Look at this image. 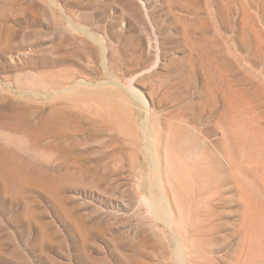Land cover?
<instances>
[{
    "label": "rangeland",
    "instance_id": "374dc122",
    "mask_svg": "<svg viewBox=\"0 0 264 264\" xmlns=\"http://www.w3.org/2000/svg\"><path fill=\"white\" fill-rule=\"evenodd\" d=\"M52 1L0 0V264H264V0Z\"/></svg>",
    "mask_w": 264,
    "mask_h": 264
},
{
    "label": "bare ground",
    "instance_id": "6f19581e",
    "mask_svg": "<svg viewBox=\"0 0 264 264\" xmlns=\"http://www.w3.org/2000/svg\"><path fill=\"white\" fill-rule=\"evenodd\" d=\"M52 1V0H51ZM53 2V1H52ZM88 29V28H87ZM86 31V30H85ZM91 32V31H90ZM88 34V33H87ZM89 35V34H88ZM154 36V35H153ZM91 37H92V34H91ZM95 37V36H94ZM150 46V45H149ZM105 49V48H104ZM104 64H106V59H105V50H104ZM109 73V72H108ZM111 73V72H110ZM110 77H111V75H109ZM112 79H113V77H112ZM132 80V79H131ZM111 81V80H110ZM114 81V80H113ZM135 81V80H134ZM111 84H112V82H110ZM82 85V83L79 81L77 84H74V87H78L79 85ZM115 84V83H114ZM113 84V85H114ZM80 85V86H81ZM116 85V84H115ZM117 85H119V84H117ZM116 85V86H117ZM74 87H73V90H74ZM121 88V87H120ZM124 88V87H123ZM65 89V88H64ZM136 88H134L133 87V85L131 84L130 85V93H131V95H133L137 100H139L140 101V105H142L141 107H140V109L141 110H143V114H144V116H143V120H142V129H143V132H144V136H145V139H146V143H145V156H146V161L148 162V164L150 165V167L152 168V170L156 173V174H158V173H160L161 172V170L163 169V166H162V160H161V158H160V155H159V151H158V149L156 148V145L157 146H159L158 144H156L157 143V137H153V135L152 134H155V131H154V128L152 127V125H151V119H152V116H153V111H152V109H151V107L148 105V103L143 99V96L139 93V92H136V90H135ZM65 91V90H64ZM67 92H70L71 90H66ZM66 93V92H65ZM23 95V94H22ZM48 96H49V94H48ZM145 97V96H144ZM134 99V98H133ZM7 100V99H6ZM5 100V101H6ZM12 100V99H11ZM147 100V99H146ZM56 102H58V101H56ZM60 102V101H59ZM57 104V103H56ZM55 104V105H56ZM65 106V105H64ZM153 106V105H152ZM209 106V105H208ZM1 107V106H0ZM53 107V106H52ZM55 107V106H54ZM60 107V106H59ZM58 107V108H59ZM61 108V107H60ZM18 108H16L15 110H17ZM55 109V112L57 113V114H53V120H52V122H53V124H54V127H56L59 123L58 122H56V120L58 121V120H60V119H58L62 114L61 113H59V111L56 109V107L54 108ZM50 110V109H49ZM140 110V111H141ZM64 111V110H63ZM15 112H17V111H15ZM49 112V111H48ZM54 112V113H55ZM65 113V112H64ZM142 114V115H143ZM67 115V114H66ZM51 116V115H50ZM67 116H69V114L67 115ZM141 116V115H140ZM66 117V116H65ZM81 117V116H80ZM142 117V116H141ZM173 117V116H172ZM176 118V117H175ZM50 119V118H49ZM62 119H63V117H62ZM79 119V118H78ZM77 119V120H78ZM140 120V119H139ZM82 121V120H81ZM94 121V120H93ZM100 122V121H99ZM109 122H111L110 120H109ZM69 123V122H68ZM114 123V122H113ZM116 125V124H115ZM90 126H92L91 124H90ZM113 127H114V125H113ZM116 127V126H115ZM90 128V127H89ZM101 129H103V128H101ZM60 130V129H59ZM106 130V129H105ZM107 131V130H106ZM105 131V132H106ZM62 132V131H61ZM84 132V131H83ZM75 133V132H74ZM58 134V133H57ZM70 134V133H69ZM69 134H66V135H69ZM83 134V133H82ZM74 135V134H73ZM53 136V135H52ZM63 136H64V134H63ZM90 136H91V139H95V138H98V137H96L97 136V134H91L90 133ZM112 136V135H111ZM77 137V136H76ZM107 137H109V136H107ZM114 137V136H113ZM142 137V136H141ZM54 138V137H53ZM57 139L59 138L58 136L56 137ZM70 138H71V136H70ZM70 138H69V140H70ZM75 138V137H74ZM83 138V137H82ZM52 139V138H51ZM79 139V138H78ZM81 139V138H80ZM114 139V138H113ZM119 139V138H118ZM66 140V139H65ZM75 140H77V139H75ZM111 140V139H110ZM77 141H79V140H77ZM76 141V142H77ZM81 141H83V140H81ZM85 141V140H84ZM91 141V140H90ZM96 141H98V140H96ZM109 141V140H108ZM117 141L118 140H116V142H114V143H117ZM120 141V140H119ZM119 141H118V143H119ZM80 142V141H79ZM92 142H94V141H92ZM121 142V141H120ZM69 143V142H68ZM96 143V142H95ZM110 143L112 144V141H110ZM114 143H113V146H114ZM50 144H51V142H50ZM66 145L63 147V144L61 145L58 141H56V142H54V144H52L51 145V153L54 155V157L56 156V158H64V157H66V160H67V162H68V160H69V158H68V156H64L65 154H67L68 152H67V143H65ZM70 144V143H69ZM93 144V143H92ZM108 144V143H107ZM140 145V144H139ZM62 146V147H61ZM78 146L79 145H77V149H79L78 148ZM102 146H103V144H102ZM110 146V145H109ZM66 147V148H65ZM108 147V146H107ZM111 148H112V146H110ZM117 147V146H116ZM115 147V149H117ZM140 147V146H139ZM114 148V147H113ZM64 149H65V151H64ZM77 149H75V150H77ZM104 149V148H103ZM132 149V148H131ZM143 149V148H142ZM91 151V149H88V151ZM96 150V149H95ZM112 150V149H111ZM69 151V150H68ZM71 151V150H70ZM78 151V150H77ZM99 151H100V149H99ZM106 151V150H105ZM108 151H110V150H108ZM134 151V150H133ZM79 152V151H78ZM85 152V150H82V153H84ZM87 152V151H86ZM94 152V151H93ZM120 152V151H119ZM118 152V153H119ZM100 153H105V152H100ZM64 154V155H63ZM81 154V153H80ZM95 155H96V153H94ZM89 155V154H88ZM109 155V154H108ZM117 154H111V155H109V156H106L105 154H104V156H106V158H108V159H113L115 156H116ZM119 156L121 155V154H118ZM118 155H117V157H118ZM69 156H70V152H69ZM86 156V155H85ZM81 157H82V155H81ZM96 157H98V155L96 156ZM88 158V157H87ZM101 158V157H100ZM79 159V162H81V163H84L85 164V166L83 167L82 166V170H80L81 171V175H83V176H85V175H88V167H87V165H86V161L84 160V158H78ZM77 159V160H78ZM94 159V158H93ZM103 159V158H102ZM101 159V160H102ZM122 159V158H121ZM53 160H54V158H53ZM70 160H72V157L70 156ZM75 160V159H74ZM76 160V161H77ZM99 161H101L100 159H98ZM105 160V159H104ZM61 162V161H60ZM65 162V161H64ZM86 162V163H85ZM63 163V162H62ZM72 163H73V161H72ZM65 165V164H64ZM69 165H71V163L69 164ZM79 165V164H78ZM114 167V166H113ZM57 168V167H56ZM76 169V168H75ZM74 173V172H73ZM73 173H71V174H73ZM92 173V172H91ZM95 173V172H94ZM78 174H80V173H78ZM93 175V174H92ZM91 175V176H92ZM95 175V174H94ZM75 176V175H74ZM90 176V175H89ZM90 176V177H91ZM97 176H95V178H96ZM151 178V177H150ZM77 179V178H76ZM83 179V178H82ZM163 179L160 177V176H157V175H155V181H156V183L157 184H159V186H160V188H162L161 187V184H160V182L162 181ZM154 181V182H155ZM154 185H156L155 183H154ZM150 186H152L151 185V182H150ZM144 187V186H143ZM142 187V188H143ZM150 190V189H149ZM154 190V189H153ZM165 193V192H164ZM150 195V194H149ZM152 197V196H151ZM153 199L151 200V201H156V200H154V199H157L158 197H152ZM160 201H158L159 203L162 201V202H164L165 203V206L167 207V211H164L162 214H160L159 213V215L158 216H160V217H162L163 219H165L166 220V223H168V224H171V223H174V221H175V218H174V216H173V214H172V210H171V207H170V203H169V199H168V197H167V195H166V193L165 194H163V195H161L160 196V198H158ZM150 201V200H149ZM154 203V202H153ZM147 204H149L148 203V200H147ZM152 204V203H151ZM156 204H158L157 202H156ZM153 205V204H152ZM154 205H155V203H154ZM156 206H158V205H156ZM155 206V207H156ZM154 207V206H153ZM157 208V207H156ZM154 210H155V208H154ZM164 223V222H163ZM182 252H184L183 250H185L184 249V246H182ZM181 255V254H180ZM182 258H184V255H183V253H182Z\"/></svg>",
    "mask_w": 264,
    "mask_h": 264
}]
</instances>
